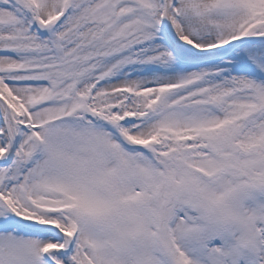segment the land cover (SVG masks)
I'll list each match as a JSON object with an SVG mask.
<instances>
[{
	"label": "snow or ice",
	"instance_id": "1",
	"mask_svg": "<svg viewBox=\"0 0 264 264\" xmlns=\"http://www.w3.org/2000/svg\"><path fill=\"white\" fill-rule=\"evenodd\" d=\"M0 264H264V0H0Z\"/></svg>",
	"mask_w": 264,
	"mask_h": 264
}]
</instances>
